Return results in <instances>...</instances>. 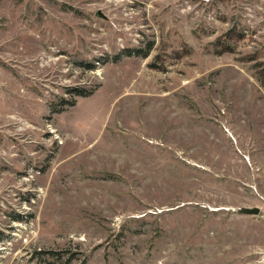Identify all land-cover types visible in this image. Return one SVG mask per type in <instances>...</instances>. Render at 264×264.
Here are the masks:
<instances>
[{
  "label": "rangeland",
  "instance_id": "obj_1",
  "mask_svg": "<svg viewBox=\"0 0 264 264\" xmlns=\"http://www.w3.org/2000/svg\"><path fill=\"white\" fill-rule=\"evenodd\" d=\"M0 264H264V0H0Z\"/></svg>",
  "mask_w": 264,
  "mask_h": 264
},
{
  "label": "water",
  "instance_id": "obj_2",
  "mask_svg": "<svg viewBox=\"0 0 264 264\" xmlns=\"http://www.w3.org/2000/svg\"><path fill=\"white\" fill-rule=\"evenodd\" d=\"M240 210H241L242 213H245V214H254V215H258L261 212V208L259 206H253V207H251V206H244Z\"/></svg>",
  "mask_w": 264,
  "mask_h": 264
},
{
  "label": "trees",
  "instance_id": "obj_3",
  "mask_svg": "<svg viewBox=\"0 0 264 264\" xmlns=\"http://www.w3.org/2000/svg\"><path fill=\"white\" fill-rule=\"evenodd\" d=\"M78 94H79V95H82L83 93H82V92H79Z\"/></svg>",
  "mask_w": 264,
  "mask_h": 264
}]
</instances>
